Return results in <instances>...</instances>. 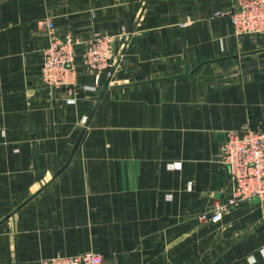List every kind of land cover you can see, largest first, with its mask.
Returning a JSON list of instances; mask_svg holds the SVG:
<instances>
[{
	"label": "crops",
	"instance_id": "1",
	"mask_svg": "<svg viewBox=\"0 0 264 264\" xmlns=\"http://www.w3.org/2000/svg\"><path fill=\"white\" fill-rule=\"evenodd\" d=\"M232 3L0 0V264H264V200L198 217L226 197L227 132L264 130V35ZM44 20L109 37L114 78L78 57L74 102L47 87Z\"/></svg>",
	"mask_w": 264,
	"mask_h": 264
},
{
	"label": "built area",
	"instance_id": "2",
	"mask_svg": "<svg viewBox=\"0 0 264 264\" xmlns=\"http://www.w3.org/2000/svg\"><path fill=\"white\" fill-rule=\"evenodd\" d=\"M238 35H264V0H233L228 12ZM47 29L48 46L43 53L42 82L67 102H74L78 89L77 58L95 77L96 84L104 76L111 81L116 72L113 41L96 35L84 41L72 33L59 34L51 20L40 23ZM184 25H191L188 21ZM229 176L226 197L216 200L198 216L203 223L216 224L226 213L253 198L264 200V130L243 128L228 131L218 155ZM40 264H106L100 253L86 251L75 255H56Z\"/></svg>",
	"mask_w": 264,
	"mask_h": 264
},
{
	"label": "water",
	"instance_id": "3",
	"mask_svg": "<svg viewBox=\"0 0 264 264\" xmlns=\"http://www.w3.org/2000/svg\"><path fill=\"white\" fill-rule=\"evenodd\" d=\"M251 203H252V204H258V203H260V199H258V198H253V199L251 200Z\"/></svg>",
	"mask_w": 264,
	"mask_h": 264
},
{
	"label": "rangeland",
	"instance_id": "4",
	"mask_svg": "<svg viewBox=\"0 0 264 264\" xmlns=\"http://www.w3.org/2000/svg\"><path fill=\"white\" fill-rule=\"evenodd\" d=\"M41 69H42V68H41ZM60 94H63V93H60ZM62 98H63V100H65V95H64V94H63V97H62ZM260 202H261V201H260Z\"/></svg>",
	"mask_w": 264,
	"mask_h": 264
}]
</instances>
